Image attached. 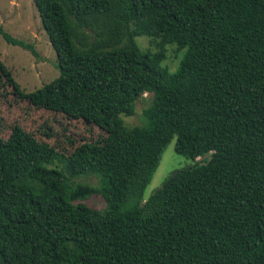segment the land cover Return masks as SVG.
<instances>
[{"label":"trees","instance_id":"obj_1","mask_svg":"<svg viewBox=\"0 0 264 264\" xmlns=\"http://www.w3.org/2000/svg\"><path fill=\"white\" fill-rule=\"evenodd\" d=\"M31 1L58 75L23 93L0 73L105 136L68 155L16 126L0 138V264H264V0ZM144 93V124L125 127ZM173 138L176 154L209 158L143 199ZM94 194L102 211L81 203Z\"/></svg>","mask_w":264,"mask_h":264},{"label":"rangeland","instance_id":"obj_2","mask_svg":"<svg viewBox=\"0 0 264 264\" xmlns=\"http://www.w3.org/2000/svg\"><path fill=\"white\" fill-rule=\"evenodd\" d=\"M0 27L4 33L27 44L35 52V55H32L29 50L6 43L0 35V61L23 93L32 92L57 77L54 52L41 28L31 0H0ZM135 42L142 51L156 50L155 45L144 36L137 37ZM165 55L162 65L172 72L178 64L181 51L176 52L174 46L168 45ZM150 98V94L144 93L134 102L133 115L121 116L125 127L144 124L142 111L148 106ZM14 126L37 142L64 155H68L79 144L94 142L105 136V133L93 124L33 106L27 99L17 97L0 73V138L6 139ZM174 141L175 138L163 148L157 166L143 191V199L160 187L172 172L208 160L209 154L195 160L176 154ZM73 181L96 184L95 178L91 176H80ZM81 203L98 211L104 208L102 198L96 194L81 200Z\"/></svg>","mask_w":264,"mask_h":264}]
</instances>
